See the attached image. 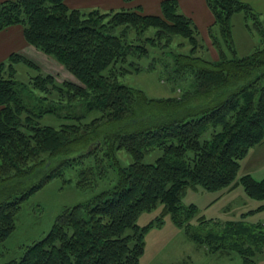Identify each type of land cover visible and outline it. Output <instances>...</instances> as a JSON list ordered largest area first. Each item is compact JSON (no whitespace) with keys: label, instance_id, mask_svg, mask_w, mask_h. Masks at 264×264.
<instances>
[{"label":"trees","instance_id":"1","mask_svg":"<svg viewBox=\"0 0 264 264\" xmlns=\"http://www.w3.org/2000/svg\"><path fill=\"white\" fill-rule=\"evenodd\" d=\"M206 4L213 15L208 34L216 59L205 54L198 28L177 0H161L158 14L139 8L80 10L65 0L0 1V31L21 25L27 43L76 79L59 81L18 52L0 61V240L13 231L22 202L62 176L64 167L77 165L81 189L109 168L116 170L110 188L64 207L42 238L6 264H140L145 232L160 226L165 214L197 245L235 252L241 264H256L254 255L264 253L262 223L199 216L194 226L195 204L180 203L187 186L215 191L240 184L263 201L242 215L264 209V177L246 173L236 179L241 159L264 139V15L244 0ZM236 13L259 36L242 56L231 42ZM149 27L153 34H146ZM174 35L186 39L187 51L170 49ZM149 56L146 65L138 63ZM18 63L35 71L20 86ZM160 65L169 72L167 82L181 85L186 79L177 96L148 98L119 80L132 70ZM45 115L57 118L58 125L41 123ZM207 130L210 136L202 139ZM120 148L131 157L125 166L116 155ZM155 149L160 154L154 161H143ZM158 204V215L144 225L136 222Z\"/></svg>","mask_w":264,"mask_h":264},{"label":"rangeland","instance_id":"2","mask_svg":"<svg viewBox=\"0 0 264 264\" xmlns=\"http://www.w3.org/2000/svg\"><path fill=\"white\" fill-rule=\"evenodd\" d=\"M121 8L117 7L115 10ZM236 14V17H231V42L236 53L242 56L253 50L255 45L258 44L259 36L255 29L249 30L245 26V20L241 13ZM259 17L261 18L262 15H259ZM154 30L153 27H149L146 34H153ZM201 41L206 44L202 38ZM210 41L209 37L207 45H205V54L209 58H211L210 55L216 57L215 48ZM178 42H183L184 46L178 48L176 45ZM188 47L185 38L179 35L173 36L171 50L184 52L188 50ZM168 50L166 52L167 56H163L164 63L168 61L167 57L170 55ZM150 59L151 56L142 58L138 60V63L144 66ZM49 60L51 59L49 58ZM44 62H46L44 66L47 70H53L54 62L52 60ZM129 67L131 66L129 65ZM159 67L161 65L155 70H132L121 76L119 80L126 85L141 89L148 98L177 96L180 94V87L183 89L187 87L186 79L184 84L181 85L167 82L168 70L165 67L162 69H159ZM62 70L60 69V72L59 70L52 71L57 80L65 79V76L69 74L68 79L76 81L63 67ZM33 74H35L34 69L23 63L16 64L15 80L18 86L28 83L30 76ZM41 123L57 126L59 121L57 118L45 115L42 117ZM209 136L210 130H207L202 139ZM159 154L158 149L152 150L144 156L143 161L153 162ZM116 155L122 166L131 162L130 155L123 148L118 149ZM74 165L64 167L62 176L52 177L22 202L15 217L13 231L8 237L0 240V264H6L9 260L19 257L25 245L42 238L64 207L84 202L100 191L110 188L115 182L116 170L109 168L107 174L102 179L99 178L91 187L78 188L76 186L78 179L77 165L73 167ZM246 173L254 179L264 177V139L254 148H250L248 153L241 159L236 179ZM228 188L212 191L205 190L199 185L185 187L180 194V203L182 205L193 203L197 209L195 216L190 220L191 224L196 226L197 217L202 216L206 219L242 220L248 225L258 222L264 225V209L242 215L248 210L255 209L263 201L248 196L240 184L231 189ZM161 207L162 205L158 204L149 211L141 212L136 222L139 225L146 224L159 214ZM144 240L145 245L140 256V264H169L183 260H186L188 264H241V258L235 252L229 254L211 252L206 246L197 245L186 236L183 228L172 221L169 214L163 216V222L160 226H152L145 232ZM253 258L256 264H264V253H256Z\"/></svg>","mask_w":264,"mask_h":264},{"label":"crops","instance_id":"3","mask_svg":"<svg viewBox=\"0 0 264 264\" xmlns=\"http://www.w3.org/2000/svg\"><path fill=\"white\" fill-rule=\"evenodd\" d=\"M244 1L252 8L254 12L259 15H264V0ZM160 2L161 0H65V4L69 8H76L80 10H87L91 8L109 10L122 7L139 8L144 13L152 14L160 13ZM177 2L180 11L192 19L199 30L201 38L203 41H205V45H207V41L209 39L208 28L213 21V15L206 4V0H177ZM236 15L237 14H234L232 18L236 17ZM11 52H18L29 58L35 62L44 72L53 74L52 71L54 70H59L60 72L61 69V71H63V66L55 59L27 43L23 35V28L19 24L7 26L0 31V61L4 60ZM210 56L212 59H216L218 57L217 51L216 57L212 55ZM49 58L54 62L53 70H47V68L44 66L46 65V62L44 61H51ZM63 69L67 71L64 67ZM68 75L65 76V79H68ZM252 148H254V146Z\"/></svg>","mask_w":264,"mask_h":264}]
</instances>
